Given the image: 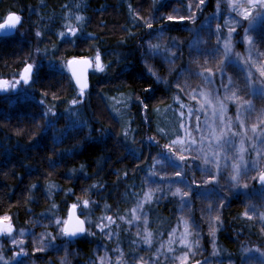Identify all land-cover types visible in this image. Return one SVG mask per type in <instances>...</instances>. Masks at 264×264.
I'll use <instances>...</instances> for the list:
<instances>
[{"label":"trees","instance_id":"1","mask_svg":"<svg viewBox=\"0 0 264 264\" xmlns=\"http://www.w3.org/2000/svg\"><path fill=\"white\" fill-rule=\"evenodd\" d=\"M151 5L152 0H0V22L9 14L20 17V23L14 32L0 35V79L12 81L18 77L24 64L35 65L31 88L21 87L18 93L11 96L14 106H10L9 98L0 94V217L9 216L15 231L27 232V235L23 236L26 243L22 247L27 255H19L17 264L27 259L35 260L36 264H59L57 257L63 253H55L51 249L43 253L37 252L33 256V236L40 237L41 233L47 231L52 233V244L59 242L56 229L49 225L48 219L53 202L57 206L55 211L62 218L65 217L69 205L75 203L78 197L90 198L96 202L98 206L90 213L93 218L105 214L102 208L105 202L110 208L107 215H112L114 219L117 215H126L135 205V197L132 194L141 193L142 188H145L142 181L148 175L154 160L162 158L161 147L165 146L167 139L175 135L179 129L180 119L175 110L178 104L173 100V96L179 94L181 102L186 104L188 93L197 89L202 82L196 73L204 71L205 64L212 70L216 79L218 68L221 62L225 61L222 47L219 46V50L216 51L217 28H220L223 36L228 30V25H231L228 18L233 17L226 4L221 0H204L203 4L200 0H163V6L157 7L155 11ZM173 9L177 11L174 12ZM169 15L177 18L184 16L185 20L181 24L166 25L163 36L156 39L158 33L155 30L168 23L166 18ZM78 16L84 18L83 23L76 20ZM153 16L158 19L153 22L152 29H148L145 21ZM68 25L77 29L76 35L69 34L61 39L59 33L67 32ZM244 26V19H240L239 26H235L232 39L235 51L242 48ZM195 31L200 36L194 34ZM37 32L41 34L39 37L36 35ZM173 38L180 44L178 52L172 47ZM251 38L252 46L263 58L261 61L264 64V24H259L252 31ZM149 43H159L162 54L152 56L148 53ZM165 46L170 49L171 55L175 53L178 58L173 63L189 69L180 78L181 85L187 81L189 85L187 89L181 90V87L177 86L175 72L168 77L172 81L171 90L165 91L163 86L158 90H150L152 87L155 88V77L147 82L117 80L98 85L96 81L100 78V73L89 69L86 96L90 91L101 92L105 96L104 102L109 105L113 103L109 98L128 97L131 93L143 99L148 108L145 110L137 101L134 104L131 102L127 107L118 104L116 107L120 110V116H117L111 107L108 108V112L116 117L112 120L97 111L100 102L93 95L88 111L96 113L98 123L102 120L106 127L110 125V130L114 134H119L122 140L123 131L129 130L128 139L124 140V143L132 152L126 153L122 148L109 151L108 155L111 158L104 165V170L97 175L94 171L96 165L87 168L92 179L79 182L73 188L72 194L66 196L67 188L72 187V184L63 178V170L54 171L48 167L47 158L52 155L47 151L48 138L43 135L36 138L37 126L46 120L44 116L46 107L54 105L55 113L74 116L79 104L86 98L79 97V90L70 79L69 73L61 66L62 63L72 57H94L97 51L101 53L104 64L114 63L121 53L135 51L136 58H139L140 52L144 50L148 53V59L141 66L143 70L147 71L152 67L159 76L164 77L173 65L163 59ZM133 62V57H129L122 63ZM224 71L221 77H233L241 97L252 98L256 108L264 105L263 96L251 95L249 90L247 92L244 90L241 82L244 74L237 65L227 61ZM144 89L150 91L145 92ZM41 99L44 100V105L40 104ZM73 99H78L79 103L71 105L70 101ZM49 117L52 115L49 114ZM193 118L194 116L190 120L191 125ZM60 126L58 124L57 129ZM158 127L168 135L162 136L157 131ZM149 137L152 138L151 144L148 142ZM63 147L66 145H59L57 150ZM80 162L87 163L88 158H81ZM167 165L170 166L168 162L157 164L156 175L164 173L160 168L163 166L164 169ZM76 166L78 167V164ZM259 168L264 170V159H261ZM117 172L120 174L119 178ZM49 173L52 175L49 176ZM183 173L187 185H191L187 179L188 172ZM94 182L101 183L103 187L87 194L81 190ZM251 182L256 186L254 179ZM46 183L59 186L54 190L51 199L44 190ZM32 184H36L37 188L34 190V198L28 201V189ZM191 189L197 190L193 186ZM212 189L205 193L210 198L204 200L196 197L195 192L193 194L189 192L186 198L188 202L181 216L188 220L190 225H194L193 231L199 232L200 241L206 246V235L203 232L208 228L206 222L208 213L205 209L214 199L215 209L220 214V227L214 241L212 238V245L215 243L219 254L214 256L221 258L220 264H225L226 259L229 264H240V247L246 245L259 249L263 237L257 225L243 217V207L247 198L244 193L220 187L216 189L219 193L217 197ZM226 191L231 192V195L225 199L222 194H227ZM177 205L174 197H167L150 206L148 211L150 228L159 233L156 236L157 241H163L172 226L177 223ZM212 215L215 216L216 211H213ZM117 223L121 224L122 229H128L121 232L119 240L121 249L128 252L130 241L135 236L130 235L127 224L120 221ZM89 239L93 243L82 242L79 245L80 252L73 264H91L94 258L93 247L98 240L92 237ZM106 245L109 249V243ZM158 247L159 243H156L152 253H155ZM143 248L140 246V249ZM144 252V256H148L147 251ZM131 255L132 253H129V257ZM69 259L73 257L70 256ZM194 259L198 260L195 257Z\"/></svg>","mask_w":264,"mask_h":264},{"label":"snow or ice","instance_id":"2","mask_svg":"<svg viewBox=\"0 0 264 264\" xmlns=\"http://www.w3.org/2000/svg\"><path fill=\"white\" fill-rule=\"evenodd\" d=\"M201 4L204 3V0H200ZM230 7L233 11H237L239 5L232 4L231 0H229ZM163 6V0H152V9L155 11L157 7ZM191 10V6H189V11ZM253 10L256 11V15L264 19V0H247V7L243 8L238 14L243 16V19L249 20L252 17ZM173 11H177L173 9ZM158 19L153 16L151 19L146 20L145 24L148 29H152L153 22ZM255 19V17H253ZM76 20L79 23H83V17H76ZM166 23L162 28L156 29L155 31L158 33L156 39H160L165 30L166 25L168 24H181L184 22L185 17L169 15L167 16ZM20 23V17L14 14H9L4 24H0V29L14 28L16 25ZM251 23V22H250ZM227 24V21H226ZM79 26V24H78ZM237 26H239V22H237ZM68 31L59 33L61 39L67 37L69 34L72 36L76 35L77 29L68 25L66 26ZM235 31V28L231 25H228V35L223 38V55L225 57V61H222L218 71L221 76L224 75V66L227 61L231 59L232 53V33ZM248 29H245L244 40L249 44H252L253 41L248 36ZM39 37L41 34L39 32L36 33ZM151 35V33H149ZM221 36L222 33L220 28H217V49L219 50V46L221 44ZM74 44V41H73ZM173 46V45H172ZM37 51H40L37 49ZM46 51V50H45ZM148 53L152 56L161 55V46L159 43L148 45ZM163 59L166 63H173L175 57L170 54V49L165 46ZM238 62V61H237ZM249 63H254L252 61H245V66ZM62 67L66 68V70L70 73V79L75 82L77 89L79 90V97L83 98L86 96V90L88 88V76L89 69L94 72L101 73L105 70L106 65L102 61V56L99 51H97L94 57H72L67 60L66 64L62 63ZM34 67L35 65L32 63H27L21 70L19 74V79L14 81H8L4 79H0V94H4L7 98H9L10 106L13 105V101L11 100V96L14 93H18L21 90V87L27 89L31 88V84L34 78ZM204 71L200 73H196L202 79V82L205 85H213L215 83L214 74H212V70L207 68V64L204 66ZM149 70L151 71L150 67ZM242 70H244L242 68ZM257 71L259 72L261 77H264V64H261ZM156 80H160V77L155 75V73H151ZM241 82L244 85V90L247 92L249 89L252 90L253 93L257 91L255 86V76L250 71L242 77ZM179 83V81H178ZM264 83V81H262ZM181 90L187 89L189 87L187 81L183 85L180 86ZM220 89H223V95L220 94ZM145 92L148 89H144ZM43 95V94H42ZM189 99L196 101L197 107H192L191 105H186L181 102V98L179 94L173 96V100L175 103L179 104V119L180 129L176 131L177 139L170 140L168 145H165L169 151L175 149L176 153H180L177 157L179 163H176V177L180 180L184 179L183 166L188 165V157L185 153H195V158L202 161V165L195 164V167H199L202 173L212 175V167L216 168V174L222 175V166L221 160L225 161L223 167H228V161L233 160L237 161V155L234 153L235 149V141L234 138L239 135L237 132H233L232 128L239 125L240 127L244 126L243 123V113L245 111L251 112L253 106L251 101L243 102L239 95V88L234 83L233 77L229 76L227 79V83L221 81L220 88H212V89H201L200 91L192 90L188 93ZM113 103L109 104V107L112 108L113 112L120 116V110L116 107L118 104H122L127 107L131 103V98L121 97L119 99L112 97L109 98ZM137 102L147 110L148 104L143 99H138ZM44 100H40V104L44 105ZM79 103L78 99H73L70 101L71 105H77ZM230 105H235L236 114L235 117H231L228 115L230 110ZM55 106L46 107L44 112L45 118L49 117V114L54 116L56 113L53 111ZM171 107V105H169ZM185 109H187V118L191 120V117H196V125L195 128H191L186 126L183 123L185 119ZM158 111V109H157ZM71 114V109H69ZM203 112L204 120H200V113ZM210 112V115H209ZM264 125H261V128L258 129L255 126L252 128L253 137L252 139L259 140V143L264 144ZM128 131L125 129L123 131V137L125 140L128 139ZM157 131L162 135H168L163 129L158 127ZM180 131H183L184 135H180ZM194 132L200 133L199 143L197 144L196 138L194 136ZM207 141V144L205 143ZM253 149L260 154V150L253 145ZM239 153L244 152L243 145L238 149ZM134 156L136 155L134 152L132 153ZM175 155V153H173ZM139 158L138 156L136 157ZM168 159H172V156H169ZM264 159V156L261 157ZM159 160H154L152 166L148 171V175L145 177L142 183L145 185V188H142L141 193H133L132 195L135 197V206L126 214V215H117L116 218L112 215H107V212L110 210L109 205L105 202L102 206L104 215L97 218V222L95 224L96 229L98 230V234L107 240H111L113 236L117 238L116 246L111 249V252L114 254L109 255V250L107 245L101 248H97L96 252L101 253L95 256L94 259L91 260V264H162L160 257L164 256L165 261L164 264H201V261L195 260L197 252L199 251L201 245L199 240V232H194V225H190L189 221L184 219L181 216L177 221V227L172 229L168 234L167 242L157 241L156 236L159 235L157 231L151 230L150 228V220L148 216V211L150 206L153 203H156L160 199V195H158L157 190L152 186V176L157 171V164ZM243 156L240 155L239 160L236 163L231 164L232 175L228 178L231 181L233 187L238 185L239 176L241 174H247L250 170L249 167L243 166ZM257 161H253L251 165V169L256 167ZM160 170H163V166H161ZM119 172H117V176L119 178ZM161 179H171L167 177H161ZM258 180L260 182L261 188H264V171H261ZM211 184V182H209ZM218 183V181H217ZM214 185V184H213ZM216 186V185H215ZM103 185L97 182L94 186L89 185V187L84 191L86 194L89 192H93L94 190H98L102 188ZM189 189H191V185H187ZM199 187V185H197ZM246 187V186H245ZM37 188L36 184L30 185L28 189V201H31L34 198V190ZM59 186L54 183H46L45 185V193L49 199H51L54 190L58 189ZM66 196L68 193L65 194ZM189 193L188 191H181L180 187H177L175 192L173 193L174 197H180V210L184 211ZM216 201H213L208 205L205 211L208 213L206 217V222L209 228V236L215 238L216 232L218 231L220 224V214L217 209H215ZM98 205L96 202L92 201L90 198L81 199L77 198V201L71 204L68 208V212L66 217H60L59 213L55 211L56 204L53 202L49 209V225L54 226L57 234L62 235L64 237H74V236H94L96 233H93L90 229L92 226V221L87 217L85 219H81V215H85V211L90 214L91 210ZM213 211H216V215L213 216ZM248 211H255V205H249ZM79 213V214H78ZM251 219L252 217H248ZM259 219L264 225V212H261ZM120 221L124 224H128L129 226L136 227L135 238L130 241V248L128 252L121 249L119 246V240L122 231H127L121 228V224L117 223ZM143 225V227H141ZM183 227V232H180L179 236H177V232H179L180 227ZM21 237L26 236L27 232L25 230H21L19 232ZM0 238H7L13 245L22 246L23 241H18L16 238V234L14 233L13 225L10 221V217L5 215L0 217ZM52 233L47 231L41 233L40 237L33 236V256L36 255L37 252H47L52 247ZM156 243H159V248H156L154 256L152 255V250L155 248ZM143 245L144 248L140 249V246ZM3 246V244H0ZM144 250L147 251L148 256L139 255V251ZM129 253L132 255L129 257ZM213 253L219 254L218 249L213 244ZM19 255H27V253L21 251L20 253L14 255L13 259H17ZM69 255L70 253H66L62 264H69ZM0 260H3V264H10V261L4 260L3 255L0 256ZM19 264H28L27 261H20ZM32 264H36L35 260H32ZM203 264H207V261H204Z\"/></svg>","mask_w":264,"mask_h":264},{"label":"rangeland","instance_id":"3","mask_svg":"<svg viewBox=\"0 0 264 264\" xmlns=\"http://www.w3.org/2000/svg\"><path fill=\"white\" fill-rule=\"evenodd\" d=\"M221 1H223L226 4V7L232 12L233 17L230 16V19L228 18V22H230L231 26H233L235 28V26H237V22H239V24H240V19H243V16L241 14H238V13L240 11H242L243 8L247 7V0H231L232 4L239 5V8L237 11L232 10V8L230 7L229 0H221ZM8 16L9 15H7L3 19V21L0 22V24H4ZM253 17H255V19H253ZM259 24H264V19L257 16L256 11L253 10L252 17H250L249 20H245L244 33L242 34V42H243V45L241 46L242 48H241V50L239 49V51H235L233 46H232L231 59L229 61L233 62L235 65H237V67L240 68V70L242 71V73L244 75H246L249 71L251 73H253V75L255 76V86H256L257 91L255 93H253L252 90L249 89V92L251 95L256 94V95H261L264 97V83H262V81H264V77H261L259 72L257 71V68L261 64H263V61H261V60H263V58H261V56L257 53L258 51L252 46V44H249L248 42H246L244 40L245 29H248L247 34H248L249 38L252 39L251 38L252 37V31ZM15 28L16 27L13 28L12 32H14ZM194 34L200 36V34L197 33V31H195ZM227 35H228V30L221 37L220 46L222 47V49H223V38L226 37ZM232 39H233V33H232ZM232 45H233V43H232ZM224 60H225V57H224ZM245 61H252L254 63H249L247 66H245ZM66 62H65V64H66ZM24 66H25V64L23 65V67ZM23 67L21 68V70L23 69ZM242 68L244 70H242ZM21 70L19 71V74H20ZM65 70H66V68H65ZM217 72H216L217 75H216L215 83L213 85H205L203 82H201V84L197 87V89H194V90H196L198 92L201 89H205V88H207V89L220 88V84H221L222 80L224 83H227L228 78H222L219 71H217ZM19 74H18V77L16 79H19ZM16 79H13L12 81H14ZM220 94L221 95L224 94L223 89H220ZM187 99L188 100L186 102V105H191L192 107H197L196 101L190 100L189 96L187 97ZM241 100L243 102H245V106H246L247 101H251L253 109L250 113L247 111H245L243 113V123H244L243 127H240L239 125H237L236 127L232 128L233 132L239 133V135H237L234 138L235 146H236L234 149V153L237 155V161L239 160L240 155H242L243 156L242 167L247 166L250 168V170L247 172L246 175L241 174L239 176L238 185L233 187L231 184V181L228 179L233 174L232 170H231V164L236 163L237 161L229 160L227 162L228 167L224 168L223 165H224L225 161L221 160V166L223 169L222 175H217L216 174V168L213 166L212 167V175L210 176L208 174L202 173L200 171L199 167L194 166L195 164H199V165L203 166L202 161L195 158V153H185V155L188 157V165L186 167L182 165V168H183V172L184 171L188 172L187 173V179L190 182V184L194 188H196L197 190H204V189L211 190L212 188H215V187H217L215 189H218L220 187H228L229 190L233 189V191L235 190L236 192L241 191L242 193H244L247 196V198L245 199L244 207H243V217L246 220L253 221L257 225L256 227H257L259 233L261 234V236L263 237V242H262L261 248H259V249L249 248L246 245H242L240 247V253H241L240 264H264V225H262V222L259 219L261 212H264V188H261V185L257 184L258 176H259L260 172L262 171V170H260L259 166L261 163V157H262V155H264V144L259 143V140L254 141L252 139V137H253L252 128L255 126L256 128L260 129L261 125H264V105L256 108L253 99L250 97H247V98L241 97ZM262 100H264V98ZM179 107H180V105L178 104V107H176V109H175L176 113L178 115H179V111H178ZM186 113H187V109H185V119H184L183 123H185L186 126H189V127L194 129L195 125H196V117L194 116L193 124L191 125L190 120L187 118ZM235 114H236L235 105H230V110L228 112V115L234 118ZM209 115H210V112H209ZM200 120L201 121L204 120L203 112L200 113ZM180 123H181V121H180ZM180 123H179V129H180ZM261 130H264V129H261ZM180 135L181 136L184 135L183 131H180ZM194 136H195L197 144H198L199 138H200V133L194 132ZM175 139H177L176 134L172 135L171 137H169L167 139L166 145L169 144L170 140H175ZM205 143L207 144V141H205ZM241 144L243 145V148H244L243 153L238 152V149L241 147ZM254 144H255V147L260 150L259 155H258V152L253 149ZM161 150H162V153H161L162 158H156L155 159V160L160 161L158 164H160L162 162H164V163L168 162V164H170L173 161L175 162V164L179 163V161L177 160V157L180 155V153H176L175 149H172L171 151H169L167 148H165V146H162ZM173 153H175V155H173ZM169 156H172V159H168ZM253 161H257V164H256V167L254 169H251V165H252ZM166 167L167 166H165V168ZM165 174L166 173L164 172L162 174H159L158 176L156 175L155 178L160 179V177L164 176ZM169 178L175 179L176 181L180 180L179 178L176 177L175 171L171 172V175ZM253 179L255 180L256 186H254L251 182ZM217 181H218V183H217ZM209 182H211V184ZM197 185H199V187H197ZM177 186L182 188L181 185H177ZM226 193H227V191H226ZM227 194L228 195L222 194V195H224L223 198L226 199L227 197H229L231 195V192L227 193ZM167 197L173 198L174 196L173 195H166V196L160 195L159 201L163 200ZM211 197H213V196L211 195ZM174 198L177 200V204H178L177 205V210H178L177 219H179L181 217V214H182V212L180 210V197H174ZM249 205H255V211L254 212L248 211ZM134 206L135 205H133V207ZM133 207H131L129 209V211ZM66 214H67V211H66ZM66 214H65V217H66ZM80 217L82 219H85L87 217L89 220L92 221V226H91L90 230L93 233H96V235L92 236V238H95L98 240L97 241L98 243H96L93 247L94 258L96 255L101 254V253L96 252L97 245H99V248L103 249V247L106 245V243H109V249L108 250H109V253H112L111 249L116 246V244H115L116 237L113 236L111 240L103 239L98 234V230L95 227V224L97 222V218H93L87 212V210L85 211V215H81ZM248 217H252V218L249 219ZM203 226L205 229V227H206L205 224ZM127 227L129 228L130 235H134L136 233V227L135 226H129L127 224ZM141 227H143V226L141 225ZM176 227H177V223H175V225L172 226L171 230L176 228ZM183 230L184 229L181 226L179 229V232H177V236H179L180 232H183ZM19 232L20 231L14 230V233L16 234L17 240L18 241L22 240L23 245H24V243H26L25 239L19 235ZM168 234H167V237L163 240L164 242H167ZM203 234L206 235V240H207L206 246L202 245V242L200 241L201 247H200L199 251L197 252L195 258H198V260L202 259L201 264H203L204 261H207V264H220L221 258H217L216 256L213 255L212 237L209 236V228H206V230L203 232ZM200 238H201V236L199 235V240H200ZM0 244H3V248L0 249V254L3 255L4 260L10 261V264H17L16 261L18 260V257L15 260L13 259V257H14V255L20 253L21 251H24V249L22 248L23 245L22 246L13 245L7 238H0ZM53 244H55V243H53ZM141 247L143 248L144 246L141 245ZM144 253H145L144 250L139 251V255L144 256ZM154 254L155 253L153 252L152 255L154 256ZM109 255L114 256L113 253L109 254ZM145 257H147V256H145ZM160 260H161L162 264H164L165 257L161 256ZM26 261L28 262V264H32V259H27ZM224 263L229 264L227 259L225 260ZM0 264H3V260H0Z\"/></svg>","mask_w":264,"mask_h":264},{"label":"clouds","instance_id":"4","mask_svg":"<svg viewBox=\"0 0 264 264\" xmlns=\"http://www.w3.org/2000/svg\"><path fill=\"white\" fill-rule=\"evenodd\" d=\"M172 45L177 52L180 50V44L176 42V38H173ZM172 55L175 59H178L175 53H172ZM129 57H133V63H122ZM147 59L148 53L144 50L140 52L139 58H136L135 51L121 53L114 63L108 62L105 64V70L100 73V78L96 83L98 85H104L105 83H112L117 80L132 81L133 83H136V80L147 82L150 78L154 77L151 73H155V75L159 76L152 67H150L151 71L149 68L147 71L143 70V67L141 66L144 65ZM188 71L189 69L173 63L172 67L168 70L167 76H159V81L155 79V88L152 87L150 90H158L163 86L165 91H170L172 88V81L169 80L168 77L172 76L173 72H175L177 86H181L180 78ZM93 95L100 102L97 105V111L101 112L103 116L115 120L116 117L108 112L109 105L104 102L105 96L101 92L93 93L90 91L85 100L79 104V108L74 116H68L65 113H56L54 116L46 118L42 125L37 126L38 134L36 135V138L41 135L48 138L47 151L52 153V155L47 158L48 167L52 168L54 171L63 170V178L72 184V187L67 188V193L69 195L72 194L73 188H75L79 182H86L92 179L87 168L96 165L94 171L97 175L104 170V165L111 158L108 155L109 151H115L122 148L126 153L132 152L127 144L124 143L125 139H120L119 134H114V132L110 130V125L106 127L102 120L98 123L96 113H90L88 111ZM128 96L131 98L133 104L140 99L139 96H133L131 93H129ZM61 121H63L62 124ZM58 124L61 126L57 129L56 126ZM151 140L152 138L149 137V144H151ZM59 145H66V147L57 150ZM84 157L88 158L87 163L80 162V159ZM77 164L78 167L76 166ZM68 165L72 166L69 167ZM175 169L176 164L173 161L170 163V166L167 165V167L162 170L166 174L161 177L169 178L171 172L175 171ZM51 175L52 173H49V176ZM155 177L156 173L152 176V186L157 190L158 195H173L178 187L177 185H183V189L180 187L181 191H188V193L192 192V194L195 192V196L201 200L210 198L205 195V193L209 191L208 189H189L184 179L176 181L171 179H161V177L160 179H156ZM95 184L96 183L94 182L91 185L94 186ZM87 188H82L81 190H86ZM212 192L215 196H219V193L215 188L212 189ZM89 237L91 236L64 237L57 234L59 242L53 244L50 249L55 253H63L57 257L59 264H62L66 253H70L71 255H69V257H73V259H69V264H73L75 257L80 252L79 245L82 242H87L89 244L93 243ZM2 248L3 246H0V249ZM97 248H99V245H97ZM213 255L217 254L213 253ZM0 256H2V254H0Z\"/></svg>","mask_w":264,"mask_h":264},{"label":"water","instance_id":"5","mask_svg":"<svg viewBox=\"0 0 264 264\" xmlns=\"http://www.w3.org/2000/svg\"><path fill=\"white\" fill-rule=\"evenodd\" d=\"M13 31V28H7V29H0V35H8L11 34ZM70 74V73H69ZM73 83L75 84V82L73 81ZM76 86V85H75ZM77 88V87H76ZM257 184L260 185L259 180L257 179ZM68 212V210H67ZM67 215V214H66ZM81 218V217H80ZM82 219V218H81Z\"/></svg>","mask_w":264,"mask_h":264}]
</instances>
